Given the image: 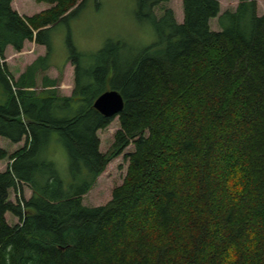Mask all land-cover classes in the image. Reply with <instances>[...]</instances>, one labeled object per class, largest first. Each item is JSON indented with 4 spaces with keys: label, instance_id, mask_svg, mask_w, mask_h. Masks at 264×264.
Returning a JSON list of instances; mask_svg holds the SVG:
<instances>
[{
    "label": "trees",
    "instance_id": "1",
    "mask_svg": "<svg viewBox=\"0 0 264 264\" xmlns=\"http://www.w3.org/2000/svg\"><path fill=\"white\" fill-rule=\"evenodd\" d=\"M34 1L50 7L21 17L12 0H0V137L23 142L0 172V264H264V14L256 1L220 15L221 0H182L177 24L168 8L154 13L169 0H136L154 43L123 59L119 41L90 54L69 41L70 97L49 79L36 93L34 75L50 65L44 36L83 3ZM25 42L47 54L14 82L4 51L21 52ZM107 90L124 101L109 118L93 108ZM114 118L119 129L102 154L97 133ZM53 134L67 154V182L46 157ZM129 146L110 200L83 205Z\"/></svg>",
    "mask_w": 264,
    "mask_h": 264
},
{
    "label": "rangeland",
    "instance_id": "2",
    "mask_svg": "<svg viewBox=\"0 0 264 264\" xmlns=\"http://www.w3.org/2000/svg\"><path fill=\"white\" fill-rule=\"evenodd\" d=\"M18 1L24 7L21 10V17L33 16L50 7L45 3L38 4L34 0ZM255 1L256 13L263 15L264 0ZM80 3H83V6L79 11L66 22L58 24L44 36V39L48 40L51 45L49 59L44 64L50 65L46 71L35 73L36 87L34 90L36 93L43 90L44 80L49 79L57 82L55 89L60 97L71 96L75 77L74 67L68 62L70 54L69 41L76 52L82 54L98 52L110 40L119 41L123 46V59H126L141 52L156 40L152 26L136 19V0H79ZM238 4L239 0H221L220 15L226 11L234 12ZM11 8L17 12L12 4ZM166 8L172 10L176 23L181 24L183 21L182 0H169L167 3L156 7L154 9L156 17L159 18L162 15V9ZM211 27L217 29V20L212 21ZM46 54L47 50L44 46L36 45L33 42H25L21 54L17 55L13 52L12 61H10L12 65L9 66L12 67L14 73L24 70L16 80L11 76L14 82L20 79L28 67ZM4 58L9 59L10 56L5 54ZM10 62L9 64H11ZM4 97L6 98V94L0 84V104ZM118 129L119 121L114 118L106 129L98 131L97 137L100 141V152L102 154L108 152L113 143V136ZM22 145L23 142L12 144L0 137V150L5 155V158L0 159V172L5 170L10 163V156L20 150ZM46 151L47 159L54 164L62 180L67 182L69 180L68 158L64 147L57 141L55 134L52 135L50 145ZM131 151H133V146H129L122 155L106 166L104 172L97 178L93 188L83 196V205L96 207L104 205L110 200L112 190L120 186L125 177L128 166L125 154ZM22 190L24 198L29 199L32 194L29 187L27 185L23 186ZM10 200H15L13 193L10 194ZM6 219L10 224L16 222L10 215H7Z\"/></svg>",
    "mask_w": 264,
    "mask_h": 264
},
{
    "label": "water",
    "instance_id": "3",
    "mask_svg": "<svg viewBox=\"0 0 264 264\" xmlns=\"http://www.w3.org/2000/svg\"><path fill=\"white\" fill-rule=\"evenodd\" d=\"M123 107V98L115 90L103 92L93 103V108L105 118L118 115L123 110Z\"/></svg>",
    "mask_w": 264,
    "mask_h": 264
},
{
    "label": "crops",
    "instance_id": "4",
    "mask_svg": "<svg viewBox=\"0 0 264 264\" xmlns=\"http://www.w3.org/2000/svg\"><path fill=\"white\" fill-rule=\"evenodd\" d=\"M18 2H19L18 0H14L11 4H12V6L14 7V9L17 11L18 15L22 16V15H21V10L24 9V7L22 6L23 4H20V3H18ZM27 43H29V42H27ZM13 52L17 53V55H18V54H21V52L18 53V52H16V51H14L13 48H12L11 46H7V47L5 48V51H4V56H5V54H7V56H10V58H9V59H4L2 62H5L6 66H7V68H8V71L10 72L11 76L16 80V79H17V78H18V77L24 72V70L21 71V72H17V73H14V72H13L12 67H10V66L12 65V63H11L10 61H12ZM15 55H16V54H15ZM9 62H10L11 64H9ZM9 65H10V66H9ZM6 101H7V97H6V98L4 97V98L2 99V103H1L0 105L5 104Z\"/></svg>",
    "mask_w": 264,
    "mask_h": 264
},
{
    "label": "bare ground",
    "instance_id": "5",
    "mask_svg": "<svg viewBox=\"0 0 264 264\" xmlns=\"http://www.w3.org/2000/svg\"><path fill=\"white\" fill-rule=\"evenodd\" d=\"M88 73V72H87ZM88 77V76H87ZM10 86V85H9Z\"/></svg>",
    "mask_w": 264,
    "mask_h": 264
}]
</instances>
